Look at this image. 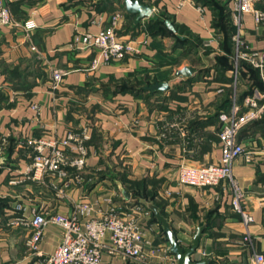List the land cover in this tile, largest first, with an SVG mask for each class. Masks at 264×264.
<instances>
[{
    "label": "crops",
    "instance_id": "crops-1",
    "mask_svg": "<svg viewBox=\"0 0 264 264\" xmlns=\"http://www.w3.org/2000/svg\"><path fill=\"white\" fill-rule=\"evenodd\" d=\"M4 1L16 21L32 20L37 27L27 33L0 25V264L36 261L25 247L28 230L9 225L16 204L28 217L39 208L69 213L75 203L87 204L91 215L99 216L111 206L140 205L134 197L138 191L156 192L182 246H189L198 226L206 225L192 259L251 264L254 253L264 254V115L245 126L240 138L250 159L240 156L232 163L242 204L254 218L249 241H243L245 227L232 209L229 181L205 188L177 182L181 162L208 164L221 157L218 112H230L234 102L240 105L263 90L255 73L239 70L242 60L235 64L232 36L238 30L251 49L264 51V28L251 14L238 11L237 0H215L232 26L231 54L224 42L227 32L215 25L218 10L206 3L212 0H141L152 12L138 24L123 0ZM116 13L120 33L138 52L92 68L97 53L82 48L76 38L102 31ZM191 54L197 61L188 58ZM186 67L194 68L190 76L177 74ZM55 68L65 72L57 88L52 86ZM162 82L168 84L165 91L146 89ZM84 131L85 165L65 196H57V180L37 184L25 178L33 153L28 141ZM142 207L147 211L139 218L144 260L104 251L100 264H171L174 256L160 224ZM87 218L79 216L81 226ZM63 232L56 224L45 227L39 244L44 256L60 244Z\"/></svg>",
    "mask_w": 264,
    "mask_h": 264
},
{
    "label": "built area",
    "instance_id": "built-area-1",
    "mask_svg": "<svg viewBox=\"0 0 264 264\" xmlns=\"http://www.w3.org/2000/svg\"><path fill=\"white\" fill-rule=\"evenodd\" d=\"M187 0H180L183 3ZM264 0H237V9L241 13L252 15L254 23L264 28ZM119 13L111 16L109 25L98 33H83L76 38L82 48L97 53L91 67L99 62L108 63L120 60L127 53L138 52L132 41L120 33L117 26ZM0 25L12 28H22L27 33L37 25L32 20L20 23L15 20L9 5L0 0ZM232 41L235 46V64L242 60L248 62L258 71L259 79L264 88V51L251 49L242 39L238 30ZM236 73L234 83L237 82ZM65 72L58 68L52 70V86L57 88L63 82ZM264 115V90H255L247 95L242 103H233L230 112H220L218 120L220 128L218 137L221 141L222 154L215 163L190 164L181 162L178 166L177 182L182 186L195 188L212 187L221 181L230 182L233 190L232 209L241 217L245 227L243 241L250 240L249 226L254 222L252 214L246 211L242 204L244 194L232 177V163L240 156L250 159L249 152L242 140L238 139L240 129ZM88 139L86 131L81 134L69 133L63 138H39L28 141L33 150L31 161L25 171V178L37 184H45L49 180H57L54 189L58 197H63L65 188L73 180H79V171L85 165L87 155L85 142ZM3 157V147L0 145V160ZM74 169V175L69 172ZM73 175V176H71ZM60 184V185H59ZM23 206L16 204L15 214L9 221L12 228L28 230L25 247L34 264H100L101 254L106 251L110 255L124 260H144V230L139 218L147 213L140 205L130 209H120L111 206L99 216H92L87 204L75 203L69 213H52L49 209L39 208L31 217L22 213ZM88 217L83 226L79 216ZM56 224L63 229V237L55 250L44 256L39 244L43 238L44 229L48 224ZM204 255V253H202ZM171 264H177L173 257ZM251 264H264V254L254 253Z\"/></svg>",
    "mask_w": 264,
    "mask_h": 264
},
{
    "label": "water",
    "instance_id": "water-1",
    "mask_svg": "<svg viewBox=\"0 0 264 264\" xmlns=\"http://www.w3.org/2000/svg\"><path fill=\"white\" fill-rule=\"evenodd\" d=\"M124 6L126 11L129 14L134 15L135 17V23L138 24L140 20L143 18L151 16L152 7L150 5L142 3L141 0H123ZM167 25L174 30V27L172 26L171 22L167 21ZM194 72L193 67H186L181 71H178L177 74H183L186 76H190ZM168 88V84L166 82L162 83H156L153 86H149L146 89L150 91H165ZM140 203L142 206H144L146 209L151 211L158 223L161 226V229L163 233L165 234V241L169 244V252L172 254L177 264H208L209 260H194L192 259V255L196 253L197 248L199 247V243L202 237H204L206 234L204 233V229L206 225L198 226L191 244L187 247L182 246L174 233V231L171 228V224L168 221V219L161 213L160 209L157 205H155L152 201H147L144 199L140 200Z\"/></svg>",
    "mask_w": 264,
    "mask_h": 264
},
{
    "label": "trees",
    "instance_id": "trees-1",
    "mask_svg": "<svg viewBox=\"0 0 264 264\" xmlns=\"http://www.w3.org/2000/svg\"><path fill=\"white\" fill-rule=\"evenodd\" d=\"M206 3H208L207 5H210V4H213V6H215L216 7V9L218 10V13H217V17H216V24L215 25H221L223 28H224V30L227 32V33H225V37H224V42H225V44H226V49H227V51L229 52V54H231V51H230V45H231V43H230V38H229V34H232V33H230L231 32V28H232V26H231V24H230V22H229V20L227 19V15L225 14V11L226 10H224V7L222 6H220V5H218V3L215 1V0H212V2L211 1H206ZM264 8V7H263ZM178 42L179 43H186L187 42V40H180V39H178ZM221 62L224 64H226L227 63V61H225V60H223V59H221ZM242 68H245V69H247L248 71H249V73H250V75H252V74H254L255 73V76H256V80H257V82H256V84L261 88V89H263L264 90V88H263V84H262V82L260 81V79H259V75H258V71L257 70H255L254 68H252L247 62H245V61H240V65H239V70L241 69L242 70ZM244 72H245V70H244ZM220 112H223L222 110H220L219 112H218V114L220 113ZM217 114V115H218ZM255 121V120H254ZM254 121H252V122H254ZM252 122H250V123H248V124H246V125H244L241 129H240V131H239V134H238V139L240 140V138H242L243 137V135H244V133H245V131H246V129L244 128L245 126H247V125H249V124H251ZM85 144H86V142H85ZM69 172L71 173V174H75V173H77L74 169H69ZM79 174H81V171H79L78 172ZM156 193V192H155ZM155 193H150V192H147L146 191V194L145 193H143V192H136V194L134 195V197H135V199H136V204H140L141 205V203H140V200L141 199H144V200H147V201H152L155 205H157L158 206V208L160 209V211H161V213L164 215V212H163V208L161 207V205L159 204V202L156 200V195H155ZM152 213V212H151ZM152 216H153V220L155 221V222H158L157 220H156V218H155V216H154V214L152 213ZM165 216V215H164Z\"/></svg>",
    "mask_w": 264,
    "mask_h": 264
},
{
    "label": "rangeland",
    "instance_id": "rangeland-1",
    "mask_svg": "<svg viewBox=\"0 0 264 264\" xmlns=\"http://www.w3.org/2000/svg\"><path fill=\"white\" fill-rule=\"evenodd\" d=\"M188 58L192 59L191 61H193V60H194V61H197L196 54H191V55H189ZM183 163H187V162L183 161Z\"/></svg>",
    "mask_w": 264,
    "mask_h": 264
}]
</instances>
